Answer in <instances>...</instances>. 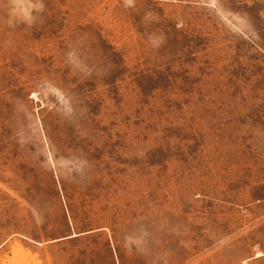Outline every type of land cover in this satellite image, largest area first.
<instances>
[{"label": "rangeland", "instance_id": "obj_1", "mask_svg": "<svg viewBox=\"0 0 264 264\" xmlns=\"http://www.w3.org/2000/svg\"><path fill=\"white\" fill-rule=\"evenodd\" d=\"M0 264H264V0H0Z\"/></svg>", "mask_w": 264, "mask_h": 264}, {"label": "bare ground", "instance_id": "obj_2", "mask_svg": "<svg viewBox=\"0 0 264 264\" xmlns=\"http://www.w3.org/2000/svg\"><path fill=\"white\" fill-rule=\"evenodd\" d=\"M18 255V254H17ZM259 255H261L260 253H259Z\"/></svg>", "mask_w": 264, "mask_h": 264}]
</instances>
